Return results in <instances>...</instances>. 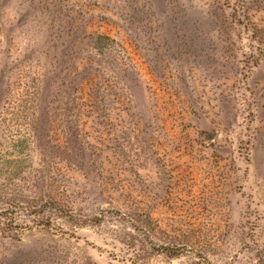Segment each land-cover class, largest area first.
<instances>
[{
  "label": "rangeland",
  "instance_id": "rangeland-1",
  "mask_svg": "<svg viewBox=\"0 0 264 264\" xmlns=\"http://www.w3.org/2000/svg\"><path fill=\"white\" fill-rule=\"evenodd\" d=\"M0 264H264V0H0Z\"/></svg>",
  "mask_w": 264,
  "mask_h": 264
}]
</instances>
